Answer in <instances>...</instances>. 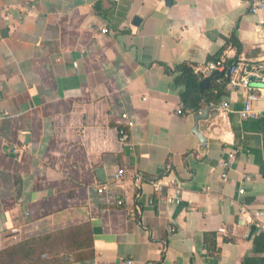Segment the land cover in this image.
<instances>
[{"label": "crops", "instance_id": "1", "mask_svg": "<svg viewBox=\"0 0 264 264\" xmlns=\"http://www.w3.org/2000/svg\"><path fill=\"white\" fill-rule=\"evenodd\" d=\"M259 20L247 0H0V250L72 228L40 264H264V91L242 119L228 81L196 133L175 82L263 63Z\"/></svg>", "mask_w": 264, "mask_h": 264}, {"label": "trees", "instance_id": "2", "mask_svg": "<svg viewBox=\"0 0 264 264\" xmlns=\"http://www.w3.org/2000/svg\"><path fill=\"white\" fill-rule=\"evenodd\" d=\"M232 63L234 60L228 61L227 65ZM202 79L203 76L189 65L183 64L177 67L175 82L183 86L180 98L185 109L198 111L205 103H216L226 94L225 87L229 81L226 67L221 74L215 73V77L205 90L199 88ZM82 229L85 231L82 234V241L85 244L89 243L90 234L84 230V226ZM73 230L72 228L60 229L10 245L0 250V264H40L42 254L59 252L67 248L69 243H73L74 235H76Z\"/></svg>", "mask_w": 264, "mask_h": 264}, {"label": "built area", "instance_id": "3", "mask_svg": "<svg viewBox=\"0 0 264 264\" xmlns=\"http://www.w3.org/2000/svg\"><path fill=\"white\" fill-rule=\"evenodd\" d=\"M249 4L250 12L254 15H257L260 17L259 23L264 27V0H247ZM105 31V30H104ZM226 62L223 60L221 56L217 57L216 59H213L209 62H207L202 67H194V71L196 70L198 73L202 74L203 77H209L211 76L215 71L224 69L226 67ZM241 68L240 63L238 61H235L231 65L227 66V76L229 78V83L233 86L238 85L241 86L249 91V95L247 96V99L244 103L243 109L239 111V116L242 119H248V118H258V114L253 111L252 109V102L256 100L260 94L261 91H264V62L259 63L257 65L251 66L249 69H243ZM255 79L258 83V85H253L252 81ZM258 91V92H256ZM219 108L227 110L229 108V104L227 101H223ZM193 110L186 109H178L177 113L182 114L184 112H192ZM128 125H132L130 121H128ZM230 158L234 157V153L229 154ZM221 166H226V162H221ZM126 173V170L124 169H118L116 173L114 174L115 180H120L123 178L124 174ZM245 178H248L247 175H243ZM222 178L226 177V174L221 175ZM152 182V181H151ZM157 189H159L158 184H155V181L152 182ZM103 185L98 184V191H102ZM239 194L244 193V189L240 188L238 189ZM122 201L118 200L117 203L121 204ZM240 212L244 213L246 212L245 207L240 208ZM262 229H264V226L261 224H258Z\"/></svg>", "mask_w": 264, "mask_h": 264}, {"label": "water", "instance_id": "4", "mask_svg": "<svg viewBox=\"0 0 264 264\" xmlns=\"http://www.w3.org/2000/svg\"><path fill=\"white\" fill-rule=\"evenodd\" d=\"M136 20H139L138 18H136ZM214 77V75H211L209 77H206L204 79H202L200 81V89H204L206 88L208 85H209V82L210 80ZM209 110L210 108L209 107H206L205 109H201L199 111H197L195 114H194V121H195V132L197 133V124H198V121L200 120H204L208 117V113H209ZM199 138L200 140L203 142L204 139L199 135Z\"/></svg>", "mask_w": 264, "mask_h": 264}, {"label": "rangeland", "instance_id": "5", "mask_svg": "<svg viewBox=\"0 0 264 264\" xmlns=\"http://www.w3.org/2000/svg\"><path fill=\"white\" fill-rule=\"evenodd\" d=\"M53 231H56V230H53ZM53 231H49V232H45V233H40V234H38V235H35V236H25V238H23V240H26V239H29V238H32V237H38V236H40V235H44V234H47V233H50V232H53ZM23 240H21V241H23Z\"/></svg>", "mask_w": 264, "mask_h": 264}]
</instances>
